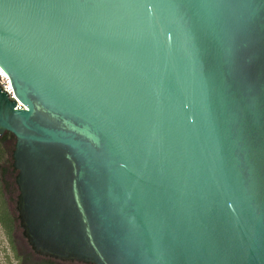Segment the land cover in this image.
<instances>
[{
    "label": "water",
    "instance_id": "water-1",
    "mask_svg": "<svg viewBox=\"0 0 264 264\" xmlns=\"http://www.w3.org/2000/svg\"><path fill=\"white\" fill-rule=\"evenodd\" d=\"M0 66L38 253L264 264V0H0Z\"/></svg>",
    "mask_w": 264,
    "mask_h": 264
},
{
    "label": "flooded vegetation",
    "instance_id": "flooded-vegetation-1",
    "mask_svg": "<svg viewBox=\"0 0 264 264\" xmlns=\"http://www.w3.org/2000/svg\"><path fill=\"white\" fill-rule=\"evenodd\" d=\"M7 134L10 141L15 139L10 131H7ZM11 160L10 167L0 168V228L15 258L14 264H73L74 261L75 264H87L86 261L40 254L29 243L27 236L23 233L17 209L19 187L16 174L18 170L13 166V158ZM9 179H13V183H9Z\"/></svg>",
    "mask_w": 264,
    "mask_h": 264
},
{
    "label": "rangeland",
    "instance_id": "rangeland-1",
    "mask_svg": "<svg viewBox=\"0 0 264 264\" xmlns=\"http://www.w3.org/2000/svg\"><path fill=\"white\" fill-rule=\"evenodd\" d=\"M14 141L15 139H13L12 141L6 139L2 142L3 146L6 148V159L0 160V168L2 167L7 168L11 166L12 163L11 153L14 146ZM8 181L9 183H13V179H9ZM14 262H15V258L13 257L12 252L10 251L8 243L6 241L5 235L2 229L0 228V264H14ZM75 263L76 262L74 261L73 264ZM86 263L93 264L92 262H86Z\"/></svg>",
    "mask_w": 264,
    "mask_h": 264
},
{
    "label": "built area",
    "instance_id": "built-area-1",
    "mask_svg": "<svg viewBox=\"0 0 264 264\" xmlns=\"http://www.w3.org/2000/svg\"><path fill=\"white\" fill-rule=\"evenodd\" d=\"M0 86L1 88L7 92L8 96L10 98L15 99L16 101V107H25V105L16 97L13 91V87L11 84L10 77L8 73L0 66Z\"/></svg>",
    "mask_w": 264,
    "mask_h": 264
},
{
    "label": "trees",
    "instance_id": "trees-1",
    "mask_svg": "<svg viewBox=\"0 0 264 264\" xmlns=\"http://www.w3.org/2000/svg\"><path fill=\"white\" fill-rule=\"evenodd\" d=\"M8 139V134L7 131L4 132L2 135H0V160H5L6 159V148L3 146V141Z\"/></svg>",
    "mask_w": 264,
    "mask_h": 264
}]
</instances>
